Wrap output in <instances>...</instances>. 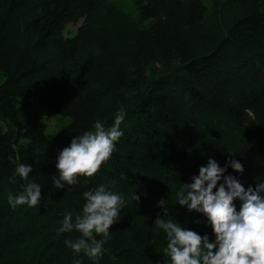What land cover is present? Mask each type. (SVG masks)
Returning <instances> with one entry per match:
<instances>
[{"label": "trees", "instance_id": "trees-1", "mask_svg": "<svg viewBox=\"0 0 264 264\" xmlns=\"http://www.w3.org/2000/svg\"><path fill=\"white\" fill-rule=\"evenodd\" d=\"M36 108L58 115L53 137ZM118 110L109 160L55 188L59 152ZM209 158L238 160L243 172L224 175L245 189L264 183V0H0V264H171L157 217L215 239L176 202ZM30 181L41 203L11 207ZM101 184L125 203L92 258L65 243L81 233L58 229Z\"/></svg>", "mask_w": 264, "mask_h": 264}, {"label": "clouds", "instance_id": "clouds-1", "mask_svg": "<svg viewBox=\"0 0 264 264\" xmlns=\"http://www.w3.org/2000/svg\"><path fill=\"white\" fill-rule=\"evenodd\" d=\"M125 115L124 110H118L110 129L106 130L102 122L96 121L94 130L71 139L69 146L57 156L59 175L52 177L55 188L73 185L77 176L92 177L99 171L111 157L114 142L123 135L120 126ZM229 166L236 172H243L238 160L231 159L221 167L215 159L209 158L206 165L200 166L199 174L191 177L192 182L182 183L176 192V202L207 217L214 240L177 222L155 219L156 227L166 233L168 242L163 253L170 257L171 264H264V183L245 189L237 178L224 175ZM32 170V166L21 163L15 173L27 180ZM220 181L223 182L218 184ZM83 195L86 202L82 215H77L73 221L71 212L65 213L58 231L81 233V238L75 242L65 241L66 245L76 253L83 251L95 258L102 254L110 227L117 221L125 200L103 184ZM133 199L139 197L134 195ZM237 199L239 211L233 203ZM8 203L13 208L18 205L36 207L41 203V185L28 182L22 194L8 197ZM157 203L164 206V199ZM96 236L102 239L97 240Z\"/></svg>", "mask_w": 264, "mask_h": 264}, {"label": "rangeland", "instance_id": "rangeland-1", "mask_svg": "<svg viewBox=\"0 0 264 264\" xmlns=\"http://www.w3.org/2000/svg\"><path fill=\"white\" fill-rule=\"evenodd\" d=\"M79 24H69L66 26V33H73L77 26ZM36 111L38 113V115H41L45 121H46V125L45 128V134L48 136V137H53L55 135V133L57 132V127L58 126V123H59V117L58 115L55 114V112H52V111H49L48 109L46 108H36Z\"/></svg>", "mask_w": 264, "mask_h": 264}]
</instances>
